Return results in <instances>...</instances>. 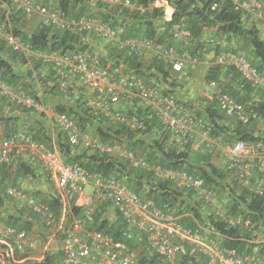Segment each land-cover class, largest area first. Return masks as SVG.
<instances>
[{"label":"built area","instance_id":"built-area-1","mask_svg":"<svg viewBox=\"0 0 264 264\" xmlns=\"http://www.w3.org/2000/svg\"><path fill=\"white\" fill-rule=\"evenodd\" d=\"M100 1L129 10L144 11V8H137L130 0ZM220 1L233 12L244 17L249 16L251 20L264 26V0ZM0 2L9 6V9H17L23 19L38 17L41 27L67 31L80 37L83 43L93 35L103 43H110L127 53L136 54L143 60L154 57L178 79L187 77L188 67L202 65L205 57L210 56V66L233 68L245 83L264 91V75L251 65L244 51H224V42L206 35L201 39L205 48L199 50L195 48L191 32L181 24H174L168 30L169 42H158L156 37L123 40L114 28L91 17L68 18L60 10L49 9L33 0ZM218 6L219 3H214L212 9ZM150 7L163 9L162 19L165 22L172 21L174 9L167 0H152ZM9 14L8 10L0 21V39L7 49L22 56L27 62L41 63L43 71L38 74V78L44 77L46 71L51 69L60 93L69 96L80 92L84 98L83 103L88 108L98 111L131 133L140 134L146 129L145 116L138 113L139 110L153 114L160 122L163 133L168 134L180 147H185L190 142L189 145L194 150H210L213 164L227 173L228 182L232 186L263 199L261 209L264 214L263 141L247 143L238 140L233 144L216 142L210 136L209 124L196 117L181 102L180 94L167 93L154 81L145 82L136 75L127 73L122 64L114 67L102 65L99 58L88 51H69L62 54L34 51L13 32ZM163 28L161 26L158 31L165 32ZM208 46L220 51L207 52ZM47 84L53 86L54 82L48 80ZM207 88L210 94L203 97L214 101L221 115L230 121L242 126L263 121L256 112L247 111L242 104L235 102L216 81H210ZM42 98L41 90L37 98H34L0 80V99L29 112L43 114L51 127L53 141L56 131L62 132L71 146L118 158L133 169L150 173L158 181H168L180 190H191L197 200L204 206L211 207L230 228L250 229L255 238L245 241L253 245L252 252L222 246L219 240L209 239L207 231L202 235L199 230L184 228L177 217L166 210L158 209L151 201L141 199L116 177L91 174L78 164H65L56 145H53V149H48L44 144L35 142L29 134L20 132L0 139V165L9 168L23 155L37 159L47 171L48 181L61 202V218L58 222L46 202L20 187L10 185L5 189L9 198L40 217L48 231L47 235L45 233L47 242L41 256L34 261L42 260L51 251L50 245L60 234L58 251L61 254V264H141L139 252L129 248L125 241L116 240L110 234L99 230L88 229L87 226L94 222L98 208L108 203L105 217L114 221L118 216L128 230L144 235L147 247L163 264H177L179 259L194 256L196 253L205 256L208 264L263 263L264 258L257 255V248L264 245V236L253 229L254 223L248 212L224 215L223 212L216 211V193L205 187L201 179L186 171H170L149 164L119 143H103L98 138L83 133L72 117L65 113H55L51 107L43 104ZM72 205L80 211L79 215H70ZM67 216H70V224L65 227ZM38 238L43 239L39 234L18 232L14 228L0 225V246H3L0 250L14 263V254L33 251ZM262 256L264 257V250Z\"/></svg>","mask_w":264,"mask_h":264},{"label":"trees","instance_id":"trees-1","mask_svg":"<svg viewBox=\"0 0 264 264\" xmlns=\"http://www.w3.org/2000/svg\"><path fill=\"white\" fill-rule=\"evenodd\" d=\"M33 1L36 3L41 1L42 5L49 9H58L68 18L87 16L108 24L119 32L120 38L123 40L156 37L158 42H169L168 30L174 24H181L191 32L195 48L200 50L205 48L201 42L203 33L206 29H211L215 40L224 42V51H244L251 65L264 75V39L261 37L260 30L256 26L249 25V19H251L249 16L244 18L242 14L233 12L220 0H167L174 9L171 22H165L162 19L163 9L150 7L152 0H130L137 8H144L143 12L110 5L100 0ZM214 3H219L220 6L213 10ZM8 10L13 32L20 36L32 50L40 53L59 52L61 54L69 51H88L96 55L102 65L114 67L122 64L127 73L134 74L145 82L154 81L167 93L180 94L181 102L191 109L196 117L202 118L209 124L210 136L214 141L221 144H233L238 140L247 143L264 142V129L255 134L254 124L242 126L230 121L221 115L214 101L189 96L187 91H183L185 85L189 84L185 82L187 78L178 79L170 72L169 68H166L156 58L153 57L145 66L143 58L120 50L110 43H103L93 35L83 43L80 37L64 30L40 27L35 32L28 34L19 29V24L23 19L21 12L17 11L11 15L13 8L9 9V6L3 5L1 2L0 21L3 20ZM161 26L164 27L165 32L158 31ZM234 40L240 44L239 47H233L234 44L231 42ZM98 43L102 46H97ZM210 50L213 48L208 46L207 52ZM217 50L220 51V49L213 51L217 52ZM247 50H249L250 56L247 54ZM40 71H43L40 62H27L22 56L7 49L0 39V80L17 90L25 91L34 98H37L39 90H41L44 105L51 107L55 113H65L72 117L83 133H88L103 143H119L149 164H155L170 171H186L201 179L205 187L222 194L227 200L225 208L223 207L224 215L248 212L254 223L253 229L258 230L259 235L264 236V214L261 209L263 199L232 186L228 182L227 173L213 164L210 150L205 148L200 151L194 150L189 145L190 142L187 146L180 147L168 134L163 133L160 122L153 114L141 112V110L138 113L145 116L146 129L140 134L131 133L98 111L88 108L83 103L84 98L80 92L69 96L60 93L51 69L46 71L44 77L38 78ZM223 78L228 80L227 85H224ZM48 80L54 82L53 86L47 84ZM212 80L216 81L235 102L242 104L247 111L252 110L264 119V91L252 88L245 83L233 68L222 69L211 65L204 77V84L207 86ZM254 91L262 92L259 102L253 101ZM0 101L5 102L3 99ZM22 110L32 114L33 117H31L30 124L21 129L17 117L0 116V127L5 128L3 138L25 132L35 142L44 144L48 149H52L53 145H56L65 164H78L91 174H100L104 177L114 176L141 199L149 200L158 209L166 210L177 217L178 222L184 228L199 230L202 235H205V231H207V237L219 240V244L222 246L236 248L240 251H253V245L245 242L255 238L250 229L230 228L214 210L207 208L197 200L191 190H180L168 181H158L150 173L133 169L127 162L118 158L71 146L67 143L62 132L56 131L55 141H53L51 127L44 115L29 112L27 109ZM19 158L9 168L0 165V225L14 228L18 232L39 234L44 238L47 229L41 223L40 217L20 206L5 194L9 182L11 186L18 187L17 180L19 178L29 175L31 178H36V172ZM217 197L219 198V195ZM42 201L49 205L59 222L61 202L56 193H49ZM108 206L109 204L106 203L98 208L94 222L87 226L88 229L99 230L104 234H110L116 240L125 241L129 248L139 252L141 264H163L160 258L147 247L144 235L128 230L127 225L118 216L114 221L105 217ZM165 206L167 208H164ZM79 212L73 205L71 206L70 215L77 216ZM69 217H66L65 227L70 224ZM57 238L60 241V234L57 235ZM0 247L3 248L2 245ZM257 249V255L261 259L264 258L262 256L264 245L258 246ZM60 255L59 251H48L42 260L33 261L24 260V256L15 253L14 260L16 262L11 260L9 264H61ZM6 257L9 259V256ZM177 264H208V262L205 256L196 253L194 256L179 259ZM262 264H264V259Z\"/></svg>","mask_w":264,"mask_h":264},{"label":"crops","instance_id":"crops-1","mask_svg":"<svg viewBox=\"0 0 264 264\" xmlns=\"http://www.w3.org/2000/svg\"><path fill=\"white\" fill-rule=\"evenodd\" d=\"M37 3H41V1H38ZM16 12H17V9L13 8L11 15L16 13ZM17 16L15 17L16 19H17ZM244 18H246V17H244ZM21 21L22 22H21V24H19V29L22 32L31 34V33L35 32L38 28H40V23H39L38 17H33L31 19H22ZM246 22H247V19H246ZM249 22H250V24H249L250 26H256L260 30L261 37H262V39H264V26L260 22H255L251 19H249ZM35 24H36V26H35ZM212 33H213L212 30H210V32H208V37H210V36L213 37ZM231 43L234 44L233 47H239L240 46V44L236 40H234ZM229 46H230V44H229ZM247 51H248L247 54L250 56L249 50H247ZM210 60H211V57L206 56L204 63L202 64L203 67H201L200 71L196 72L195 75L193 74L195 77H194V80L191 81L192 84L185 85L183 91H187L186 93H188L189 96H191V97L195 96V98L197 97V98H200L202 100L204 99V97L208 96V94H207L208 92L205 93L201 88V85H203L204 83L199 82V79L201 80L202 75H204V77H205V75H207L208 70H209V66H210L209 65ZM40 72H42V71H40ZM223 82H224V85H227L229 83L228 80L224 79V78H223ZM191 85L194 86V89H195L194 92H191L192 89L189 88ZM189 91L191 93H194V94H192V95H191V93L189 94ZM261 95H262L261 91H254V93L252 95L253 101L259 102ZM22 109L23 108L9 104L6 101L5 102L0 101V116L7 117V118L17 117L20 129L23 128V126L30 124L29 122L32 119L31 117H33L32 114H29L27 112L25 113V112H23ZM4 131H5V128L1 126L0 127V139L3 138L4 133H5ZM255 134H257V132H255ZM19 159H21L23 163H25L27 166H30V168L34 172H36V178L35 179L31 178L30 175L28 177L19 178L17 180V183H18L17 186L18 187L25 190L27 193L29 191L30 195H33L34 197L41 199V200L45 199L46 196L49 195V193H53V192L55 193V190L52 188L50 182L48 181L47 171L45 170L44 166L42 164H40L41 162H39L37 159L29 157L27 155H23ZM10 176L12 177V175H10ZM10 185L11 184L9 182L8 186H10ZM0 256H2V254H0ZM24 260H33L34 261L36 259L26 257V258H24ZM0 264H5V260L3 259V257L0 258Z\"/></svg>","mask_w":264,"mask_h":264},{"label":"rangeland","instance_id":"rangeland-1","mask_svg":"<svg viewBox=\"0 0 264 264\" xmlns=\"http://www.w3.org/2000/svg\"><path fill=\"white\" fill-rule=\"evenodd\" d=\"M36 26V24H35ZM41 27V26H40ZM211 29H206L205 32L203 33V35H207L208 36V32H210ZM96 42V40H95ZM97 46H102L100 45L99 43L97 44ZM104 47V46H103ZM150 60H144V64L145 66H147L149 64ZM203 67L202 65H199V66H196L194 68H190L188 67L186 72H187V80L185 82H188L189 84H192V80H194V75L196 74V72L200 71V68ZM203 70V69H202ZM194 74V75H193ZM201 80L199 79V82L201 83H204V75L201 76ZM189 88L192 89L191 92H194L195 89H194V86H190ZM201 88L204 92H208L207 94H210V91L209 89L207 88L206 84H203L201 85ZM189 91V94L191 93ZM194 94V93H191V95ZM263 121H261L260 123H256L254 124V133L255 132H259L260 130H262V127L264 126V119H262ZM28 193L30 194V192L28 191ZM217 195H219V198L217 197ZM227 204V200H225V197L220 194V193H216V198H215V201H214V208L216 209V211H220V212H223V207L225 208ZM207 208H210L211 210H213L211 207H207ZM48 231L46 232V235H47ZM37 240V243H36V248L33 250V251H27L25 252L24 254H19L20 256H24L25 258H35V259H38L40 258L41 256V251L44 247V245L46 244L47 240L45 239V237L42 239V238H38L36 239ZM59 239L56 238L52 244L50 245V250L52 252H57L59 247H60V244H59ZM0 254H2V256H0V258L3 257V259L5 260V264H9V261H11V258L7 259L6 256H3V252H1L0 250Z\"/></svg>","mask_w":264,"mask_h":264},{"label":"clouds","instance_id":"clouds-1","mask_svg":"<svg viewBox=\"0 0 264 264\" xmlns=\"http://www.w3.org/2000/svg\"><path fill=\"white\" fill-rule=\"evenodd\" d=\"M8 187V186H7ZM25 191V190H24ZM26 192V191H25ZM216 193V192H215ZM33 196V195H32ZM36 198V197H35ZM38 199V198H37ZM1 248V247H0ZM19 254V253H18ZM3 256H6V255H3ZM10 258V257H9Z\"/></svg>","mask_w":264,"mask_h":264}]
</instances>
